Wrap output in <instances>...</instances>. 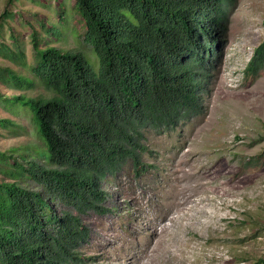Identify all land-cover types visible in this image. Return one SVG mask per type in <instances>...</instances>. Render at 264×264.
<instances>
[{
	"label": "trees",
	"instance_id": "obj_1",
	"mask_svg": "<svg viewBox=\"0 0 264 264\" xmlns=\"http://www.w3.org/2000/svg\"><path fill=\"white\" fill-rule=\"evenodd\" d=\"M237 5L238 0H74V14L85 27L80 36L93 49L97 67L83 51L41 50L33 34L31 72L51 96L0 94L8 110L31 112L43 146L39 158L0 152L11 179L0 182V264H86L78 253L89 239L81 215L110 211L102 183L128 161L139 163L147 130L161 134L207 113L221 62L216 43L227 37ZM10 56L21 60L24 53ZM263 71L264 43L244 79L255 80ZM0 76L18 90L36 84L9 68ZM0 127L18 125L0 118ZM28 181L37 187L24 186Z\"/></svg>",
	"mask_w": 264,
	"mask_h": 264
},
{
	"label": "rangeland",
	"instance_id": "obj_2",
	"mask_svg": "<svg viewBox=\"0 0 264 264\" xmlns=\"http://www.w3.org/2000/svg\"><path fill=\"white\" fill-rule=\"evenodd\" d=\"M72 7L74 0H0V75L9 68L36 82L33 89L18 90L0 76L1 95L51 96L31 72L34 33L41 50L83 51L98 66ZM220 39L219 75L207 113L161 134L147 130L139 163L128 161L102 183L110 211L81 215L89 239L78 253L86 264H254L264 259V71L255 80L244 79L245 67L264 43V0H238L227 37ZM20 51L24 58L13 60L10 53ZM0 118L18 125L0 127V152L39 158L43 146L31 112L0 104ZM9 168L0 165V182L11 181L3 172ZM23 185L37 187L33 181Z\"/></svg>",
	"mask_w": 264,
	"mask_h": 264
}]
</instances>
